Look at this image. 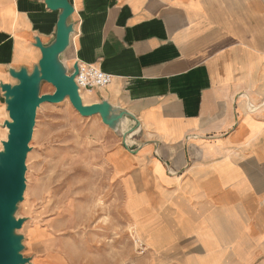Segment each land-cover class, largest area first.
<instances>
[{
	"label": "crops",
	"instance_id": "1",
	"mask_svg": "<svg viewBox=\"0 0 264 264\" xmlns=\"http://www.w3.org/2000/svg\"><path fill=\"white\" fill-rule=\"evenodd\" d=\"M70 1L62 60L114 76L85 103L134 116L105 125L106 158L140 242L181 264H264V0ZM60 14L0 0V83L33 70ZM8 118L0 88L1 146Z\"/></svg>",
	"mask_w": 264,
	"mask_h": 264
},
{
	"label": "rangeland",
	"instance_id": "2",
	"mask_svg": "<svg viewBox=\"0 0 264 264\" xmlns=\"http://www.w3.org/2000/svg\"><path fill=\"white\" fill-rule=\"evenodd\" d=\"M54 91L43 82L41 94ZM82 93L88 102V92ZM105 128L81 116L68 98L39 106L16 212L25 218L17 233L24 236L26 264H181V254L140 242L126 194L107 162Z\"/></svg>",
	"mask_w": 264,
	"mask_h": 264
},
{
	"label": "water",
	"instance_id": "3",
	"mask_svg": "<svg viewBox=\"0 0 264 264\" xmlns=\"http://www.w3.org/2000/svg\"><path fill=\"white\" fill-rule=\"evenodd\" d=\"M49 9L61 10L55 39L48 45L35 38V45L41 49L42 57L32 71L27 67L11 68L10 75L17 83H0L9 112L4 122L9 133L0 150V264H26L23 256L24 236L17 233L25 218L16 217L19 203L24 199L26 189L27 159L30 143L35 131L37 110L44 102L60 103L67 98L83 117L100 115L102 122L112 130H118L122 120L134 117L127 110L114 107L107 100L86 104L79 92L75 77L79 72L78 63L73 72L62 60V54L71 44L74 24L70 17L74 6L70 0H45ZM43 82L55 87L52 94H41Z\"/></svg>",
	"mask_w": 264,
	"mask_h": 264
},
{
	"label": "built area",
	"instance_id": "4",
	"mask_svg": "<svg viewBox=\"0 0 264 264\" xmlns=\"http://www.w3.org/2000/svg\"><path fill=\"white\" fill-rule=\"evenodd\" d=\"M79 66V72L75 77V81L78 84L79 92L82 95V90L90 91L95 88L106 87L113 82L114 76L100 69L94 64L85 62H77ZM68 68V67H67ZM73 68H68V73L73 72Z\"/></svg>",
	"mask_w": 264,
	"mask_h": 264
},
{
	"label": "bare ground",
	"instance_id": "5",
	"mask_svg": "<svg viewBox=\"0 0 264 264\" xmlns=\"http://www.w3.org/2000/svg\"><path fill=\"white\" fill-rule=\"evenodd\" d=\"M82 96H83V93H82ZM84 103H85V101H84ZM124 127H125V125H123ZM7 128V127H6ZM8 129V128H7ZM9 131V130H8ZM128 138V137H127ZM127 142H128V139H127Z\"/></svg>",
	"mask_w": 264,
	"mask_h": 264
}]
</instances>
